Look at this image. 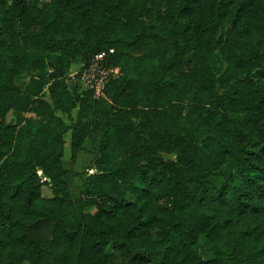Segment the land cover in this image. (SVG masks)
<instances>
[{
    "label": "trees",
    "instance_id": "1",
    "mask_svg": "<svg viewBox=\"0 0 264 264\" xmlns=\"http://www.w3.org/2000/svg\"><path fill=\"white\" fill-rule=\"evenodd\" d=\"M109 48L102 94L67 82ZM68 131L72 159L99 133L76 196ZM24 262L264 264V0H0V264Z\"/></svg>",
    "mask_w": 264,
    "mask_h": 264
},
{
    "label": "rangeland",
    "instance_id": "2",
    "mask_svg": "<svg viewBox=\"0 0 264 264\" xmlns=\"http://www.w3.org/2000/svg\"><path fill=\"white\" fill-rule=\"evenodd\" d=\"M51 54V56H53ZM83 65V62L80 60V58H75L72 60L70 63L67 75L65 76L66 80L68 83H76L79 86V91L84 90L87 87V85L80 80H76L75 82L73 81L74 75L78 70L81 68ZM19 81L21 84H24L26 81V75L24 72L19 74ZM72 88V87H70ZM45 96L48 97L47 94V88L46 85L44 86L43 89ZM79 107L76 106L71 109V115L72 118L75 119L77 117ZM66 122H71V119L67 117L66 113L58 111L57 112ZM25 113L23 114H18L16 111L10 110L7 113V120L16 122L20 121L21 118L24 116ZM99 134V133H98ZM97 135H87L85 137V140L83 142V146L81 149L77 151L75 159L71 158V149H70V132L65 133V145H64V152L62 156V162L63 164L67 167L69 170V175L67 177L68 180V188L69 192L73 195L76 196L78 191L81 188V183H82V175L85 172H91L92 169L89 168V166L93 163V161L96 158V139L98 138ZM42 193L44 195H49L50 194V189L47 185L42 186ZM93 206H88L86 210H93ZM208 241L205 239L203 235L199 236L198 239V244H197V252L203 256L204 258H209L212 256L211 251L207 248ZM113 256L115 258L118 257L117 253H114ZM23 264H28L27 262H24Z\"/></svg>",
    "mask_w": 264,
    "mask_h": 264
},
{
    "label": "built area",
    "instance_id": "3",
    "mask_svg": "<svg viewBox=\"0 0 264 264\" xmlns=\"http://www.w3.org/2000/svg\"><path fill=\"white\" fill-rule=\"evenodd\" d=\"M113 48L96 52L73 76L91 88L95 95L103 93L106 83L120 73V67L112 62Z\"/></svg>",
    "mask_w": 264,
    "mask_h": 264
}]
</instances>
